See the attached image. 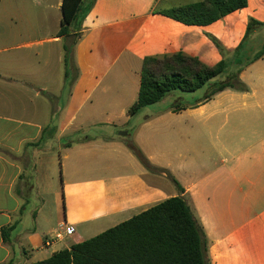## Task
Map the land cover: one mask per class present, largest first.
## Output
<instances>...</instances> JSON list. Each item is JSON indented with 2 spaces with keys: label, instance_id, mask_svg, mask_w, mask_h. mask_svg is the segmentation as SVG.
<instances>
[{
  "label": "crops",
  "instance_id": "obj_1",
  "mask_svg": "<svg viewBox=\"0 0 264 264\" xmlns=\"http://www.w3.org/2000/svg\"><path fill=\"white\" fill-rule=\"evenodd\" d=\"M199 1L85 0L66 77L63 0H34L31 11L0 0V264L46 260L178 196L204 229L210 264H264V56L240 72L246 91L207 99L231 71L128 114L145 58L215 66L225 56L213 38L228 52L264 44V0L207 26L161 14ZM251 20L261 25L246 36ZM45 137L57 147L42 150Z\"/></svg>",
  "mask_w": 264,
  "mask_h": 264
},
{
  "label": "trees",
  "instance_id": "obj_2",
  "mask_svg": "<svg viewBox=\"0 0 264 264\" xmlns=\"http://www.w3.org/2000/svg\"><path fill=\"white\" fill-rule=\"evenodd\" d=\"M94 1V0H93ZM248 0H200L197 3L175 7L162 15L189 26H207L227 15L244 9ZM93 6L85 0H63L60 36H68L64 46L66 77L72 73L74 46L77 34L73 29L80 25ZM261 24L251 20L246 36ZM225 59L215 66H208L198 58L177 53L171 56L145 58L141 72V85L137 101L129 109V116L154 105L173 91L196 92L213 79L227 75L235 60L227 57L221 43L212 39ZM241 47V46H240ZM238 48L241 63L231 79L220 83L207 99L225 89L246 91L239 78L246 67L264 56V47ZM236 55V53H235ZM133 150L148 169H153L136 146ZM13 227L4 230L7 237ZM208 241L204 229L195 217L185 198H170L151 209L127 220L89 240L73 245L70 249L54 253L50 258L33 264H210Z\"/></svg>",
  "mask_w": 264,
  "mask_h": 264
},
{
  "label": "rangeland",
  "instance_id": "obj_3",
  "mask_svg": "<svg viewBox=\"0 0 264 264\" xmlns=\"http://www.w3.org/2000/svg\"><path fill=\"white\" fill-rule=\"evenodd\" d=\"M34 0H14V5L16 4V5H18L19 7H21V9H25V10H29V11H31L32 10V8H33V4H32V2H33ZM13 4V0H5V7L4 8H10L11 7V5ZM254 36H259V37H262L263 36V34H261V33H256ZM257 38V37H256ZM244 45H246V49H250L249 48V46H251L252 48L251 49H254L253 50V53H258V52H260L262 49H263V47H264V44L262 43L261 45H260V47L259 48H257V47H255V46H257L258 44H253V42L251 41V43H249V44H247L246 42L245 43H242L241 44V47H240V50L242 51V54L245 52V51H247L246 49H244L243 47H244ZM253 45H255V46H253ZM254 47V48H253ZM225 51L227 52L226 54H227V57L228 58H230V59H233V60H235V63H234V65L233 66H231V71H237V69H238V67H239V64L241 63V60H242V56H238V54H237V52L239 51L238 49H236L235 51H233V52H228L226 49H225ZM235 53H236V55H235ZM179 92V91H178ZM121 133H123V132H121ZM120 133V134H121ZM53 147H57V141L56 140H48L46 137L43 139V140H41V148H42V150L44 149V150H46V149H48V148H53ZM26 149H28L27 147L25 148V151H28V150H26ZM22 159H25L24 157H22ZM23 161H26V160H23ZM28 180V179H27ZM26 180V182H23V183H20L19 184V189L20 190H22V196H23V198H25L26 199V197H27V190H28V187H29V184H31V183H33L32 181L30 182L29 180V182Z\"/></svg>",
  "mask_w": 264,
  "mask_h": 264
},
{
  "label": "built area",
  "instance_id": "obj_4",
  "mask_svg": "<svg viewBox=\"0 0 264 264\" xmlns=\"http://www.w3.org/2000/svg\"><path fill=\"white\" fill-rule=\"evenodd\" d=\"M55 239L62 240L63 239V235L60 232L55 233ZM47 245L49 246L50 245V242L47 243Z\"/></svg>",
  "mask_w": 264,
  "mask_h": 264
},
{
  "label": "water",
  "instance_id": "obj_5",
  "mask_svg": "<svg viewBox=\"0 0 264 264\" xmlns=\"http://www.w3.org/2000/svg\"><path fill=\"white\" fill-rule=\"evenodd\" d=\"M122 135H124V136H125V135H127V134L124 132Z\"/></svg>",
  "mask_w": 264,
  "mask_h": 264
}]
</instances>
